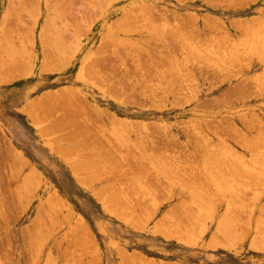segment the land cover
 Returning a JSON list of instances; mask_svg holds the SVG:
<instances>
[{
  "label": "rangeland",
  "instance_id": "374dc122",
  "mask_svg": "<svg viewBox=\"0 0 264 264\" xmlns=\"http://www.w3.org/2000/svg\"><path fill=\"white\" fill-rule=\"evenodd\" d=\"M263 31L264 0H0V264H264ZM62 87L84 148L19 108Z\"/></svg>",
  "mask_w": 264,
  "mask_h": 264
},
{
  "label": "crops",
  "instance_id": "0c3cea01",
  "mask_svg": "<svg viewBox=\"0 0 264 264\" xmlns=\"http://www.w3.org/2000/svg\"><path fill=\"white\" fill-rule=\"evenodd\" d=\"M1 51H2V49H0V60L3 58ZM8 63L10 64L9 66H11V68H10L11 74L9 76H22L27 72L25 69H23L21 67V64L18 63V59L13 63H11L10 60H8ZM83 68H84V64L82 66H79L78 71L76 73V76L81 77ZM71 92L72 91L70 89H68L67 87L66 88L62 87V89L61 88L60 89H55V88L54 89H45L39 95H36V96L31 97L28 100H26L19 108L26 114L29 121L35 126L38 125V120H39L38 109L39 108L45 109V108L49 107L50 110L53 107L64 108L59 115L53 116V119H55V121H53L51 127L59 129L58 137H72V140H69V147H72V146L73 147H75V146L80 147L81 146L80 143H82L80 140L82 139L81 137L83 136V120L88 119L90 117L79 118L78 112H80V110L84 109V104L80 100L75 101L73 98L63 97V95H68ZM50 99H51V101H49ZM54 100H55V102H54ZM39 104H40V106H39ZM46 114L47 113L42 114L40 117L45 118ZM63 122H64V124H63ZM77 129L79 132L77 131ZM71 130H73V131H71ZM74 130H75L76 134L74 133ZM39 133H40V131H39ZM73 135L74 136L76 135L75 137L78 136L77 137L78 139L75 138ZM58 141H60L59 144L53 145V146H55V147H66L65 145L62 144L63 143V142H61L62 140H58ZM64 142H66V141H64ZM9 146L10 145H8V147ZM53 146L49 145V147H53Z\"/></svg>",
  "mask_w": 264,
  "mask_h": 264
},
{
  "label": "bare ground",
  "instance_id": "6f19581e",
  "mask_svg": "<svg viewBox=\"0 0 264 264\" xmlns=\"http://www.w3.org/2000/svg\"><path fill=\"white\" fill-rule=\"evenodd\" d=\"M234 6H235V5H234ZM236 6H237V5H236ZM147 8H148V7H147ZM150 10H151V9H150ZM241 19H242V18H241ZM247 23H248V22H247ZM209 24H210V23H209ZM209 24H208V25H209ZM240 29H241V28H240ZM255 32H256V31H255ZM263 32H264V31H263ZM242 33H243V32H242ZM195 34H196V33H195ZM203 36H204V35H203ZM175 39H176V38H175ZM199 39H200V38H199ZM248 45H249V44H248ZM173 46H174V45H173ZM163 47H164V46H163ZM214 52H215V51H214ZM237 56H238V54H237ZM160 58H161V56H160ZM237 59H238V58H237ZM226 60H227V59H226ZM236 61H237V60H236ZM228 62H229V61H228ZM8 65H9V63H8ZM8 67H9V66H8ZM10 67H11V66H10ZM15 70H16V69H15ZM200 71H201V70H200ZM156 73H157V72H156ZM256 94H257V93H256ZM39 100H40V99H39ZM64 100H65V99H64ZM68 100H69V99H68ZM68 100H67V101H68ZM49 101H51V99H50ZM54 102H55V100H54ZM49 104H50V103H49ZM56 105H57V104H56ZM67 105H68V104H67ZM39 106H40V104H39ZM73 109H74V108H73ZM63 120H64V119H63ZM58 123H59V122H58ZM63 124H64V122H63ZM60 129H61V128H60ZM71 131H73V130H71ZM77 131H78V129H77ZM78 132H79V131H78ZM74 133H75V130H74ZM70 134H71V133H70ZM75 134H76V133H75ZM77 134H78V133H77ZM70 136H71V135H70ZM73 136H74V135H73ZM75 136H76V135H75ZM75 136H74V137H75ZM77 137H78V136H77ZM77 137H75V138H77ZM69 138H70V137H69ZM255 138H256V137H255ZM73 139H74V138H73ZM77 139H78V138H77ZM249 139H250V138H249ZM249 139H248V140H249ZM80 141L82 142V143H80L81 146H83V141H82V139H81ZM245 141H247V139H246ZM259 141H260V140H259ZM84 142H85V141H84ZM143 143H144V142H143ZM86 144H87V143H85L84 145H86ZM88 144H89V143H88ZM140 144H141V143H140ZM262 144H263V143H262ZM89 145H90V144H89ZM70 146H71V145H70ZM72 147H73V146H72ZM75 147H78V146H75ZM89 147H90V146H89ZM251 147H252V146H251ZM67 148H70V147H67ZM67 148H66V149H67ZM83 148H84V147H83ZM91 148H94V147H91ZM96 148L98 149V147H95V149H96ZM99 148H100V147H99ZM73 149H74V148H73ZM71 150H72V149H71ZM74 150H75V149H74ZM78 150H80V149H78ZM117 150H118V149H117ZM4 151H5V150H4ZM89 151H90V150H89ZM92 151H93V150H92ZM92 151H91V152H92ZM93 152H95V151H93ZM73 153H74V152H73ZM77 153H78V152H77ZM88 153H89V152H88ZM69 154H70V153H69ZM94 154H96V152H95ZM98 154H99V152H98ZM101 154H102V153H101ZM80 155H81V154H80ZM83 155H84V154H83ZM125 156H126V155H125ZM13 157H14V156H13ZM114 157H115V156H114ZM116 157H118V156H116ZM119 157H123V156H119ZM97 158H98V157H97ZM97 158H96V159H97ZM99 158H100V157H99ZM99 158H98V159H99ZM101 158H102V157H101ZM124 158H125V157H124ZM124 158H123V159H124ZM129 158H130V156H129ZM117 159H118V158H117ZM123 159H121V160H123ZM89 160H91V159H88V161H87V160H86V161L89 162ZM92 160H93V158H92ZM110 160H111V159H110ZM118 160H119V159H118ZM121 160H119V161H121ZM128 160H129V159H128ZM130 160H131V159H130ZM11 161H12V160H11ZM94 161H97V160H94ZM94 161H93V163H95ZM104 161H105V160H104ZM20 162H21V161H20ZM87 162H86V163L84 162V163H85V165L87 164V166H88V164H90L91 161H90L89 163H87ZM105 162H106V161H105ZM114 162H115V161H114ZM91 163H92V162H91ZM97 163H98V162H97ZM121 163H122V162H121ZM82 164H83V162H82ZM82 164H81L80 166H82ZM95 164H96V163H95ZM123 164H124V163H123ZM125 164H126V163H125ZM85 165H83V167H84ZM91 165H92V164H91ZM107 165H108V164H106V166H107ZM116 165H117V164H116ZM89 166H90V165H89ZM96 166H97V164H96ZM85 167H86V166H85ZM112 167H113V166H112ZM70 168H71V166H70ZM72 168H73V167H72ZM92 168H93V165H92ZM101 168H102V167H101ZM81 169H84V168H81ZM96 169H97V168H96ZM98 169H99V167H98ZM98 169H97V170H98ZM123 169H125V168H123ZM98 171H99V170H98ZM109 171H110V170H109ZM96 172H97V171H96ZM17 175H18V174H17ZM34 175H36V174H34ZM93 175H94V174H93ZM93 175H92V176H93ZM86 179H87V178H85V180H86ZM79 180H80V179H79ZM85 180H84V181H85ZM199 187H200V186H199ZM200 188H201V187H200ZM97 190H98V189H97ZM97 190H96V191H97ZM101 192H102V191H101ZM94 193H95V192H94ZM96 194H98V193H96ZM210 198H211V197H210ZM53 199H54V198L52 197V200H53ZM106 199H107V198H106ZM125 199H126V198H125ZM57 200H58V199H57ZM54 202H55V201H54ZM213 202H214V201H213ZM154 205H155V204H154ZM46 207H47V206H46ZM205 208H206V207H205ZM112 210H113V209H112ZM117 212H118V211H117ZM183 212H184V211H183ZM175 213H176V212H175ZM189 213H190V212H189ZM230 213H231V212H230ZM140 215H141V214H140ZM185 215H186V214H185ZM182 217H183V216H182ZM232 217H233V216H232ZM122 218H123V217H122ZM140 218H141V216H140ZM168 219H169V218H168ZM230 219H231V218H230ZM175 220H176V219H175ZM181 220H183V219H181ZM227 220H228V219H227ZM76 221H77V220H76ZM137 221H138V219H137ZM223 221L225 222V220H223ZM164 222H165V221H164ZM221 222H222V221H221ZM226 222H227V221H226ZM229 222H230V221H229ZM238 222H239V221H238ZM167 223H168V222H167ZM184 223H185V222H184ZM222 223H223V222H222ZM262 223H263V222H262ZM201 224H202V223H201ZM226 224H227V223H226ZM228 224H229V223H228ZM223 225H224V223H223ZM233 225H234V224H233ZM241 225H242V224H241ZM180 226H181V224H180ZM196 226H197V225H196ZM202 226H203V225H202ZM78 227H79V228H78V231L81 230V231H84V232H85V229L82 228L83 226H81V225L79 224ZM173 227H174V226H173ZM203 227H204V226H203ZM218 227H219V226H218ZM220 227H225V226L220 225ZM228 227H229V226H228ZM225 228H227V227H225ZM222 229H223V228H222ZM158 230H159V229H158ZM217 230H218V229H217ZM156 231H157V230H156ZM219 231H220V230H219ZM224 231H227V230H224ZM216 232L219 233L218 231H216ZM75 233H76V232H75ZM77 233H78V232H77ZM77 233H76V234H77ZM82 233H83V232H82ZM86 233H87V232H86ZM166 233H167V232H166ZM214 233H215V232H214ZM220 233H221V232H220ZM223 233H224V232H223ZM263 233H264V232H263ZM78 234H79V233H78ZM84 234H85V233H84ZM184 234H185V232H184ZM215 234H216V233H215ZM162 235H163V234H162ZM181 235H182V234H181ZM223 235H224V234H223ZM185 236H186V235H185ZM224 236H225V235H224ZM231 236H232V235H231ZM231 236H230V237H231ZM179 237H181V236H179ZM214 237H215V236H214ZM214 237H213V238H214ZM260 237H261V236H260ZM84 238H85V237H84ZM78 239H79V238H78ZM229 239H230V238H229ZM213 240H215V239H213ZM223 240H224V239H223ZM260 240H261V239H260ZM216 241H217V240H216ZM250 241H251V240H250ZM213 243H214V242H213ZM216 243H217V242H216ZM255 243H256V242H255ZM192 244H193V243H192ZM133 263H134V262H133Z\"/></svg>",
  "mask_w": 264,
  "mask_h": 264
}]
</instances>
